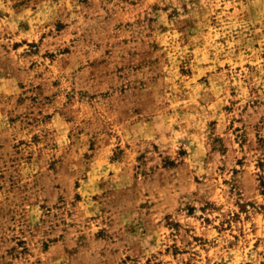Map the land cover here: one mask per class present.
<instances>
[{
    "label": "rangeland",
    "instance_id": "374dc122",
    "mask_svg": "<svg viewBox=\"0 0 264 264\" xmlns=\"http://www.w3.org/2000/svg\"><path fill=\"white\" fill-rule=\"evenodd\" d=\"M0 264H264V0H0Z\"/></svg>",
    "mask_w": 264,
    "mask_h": 264
}]
</instances>
